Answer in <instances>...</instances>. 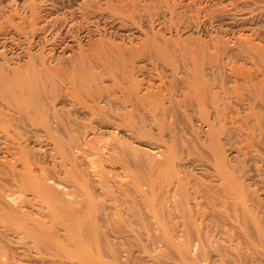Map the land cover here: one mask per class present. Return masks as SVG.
Masks as SVG:
<instances>
[{"label": "rangeland", "instance_id": "1", "mask_svg": "<svg viewBox=\"0 0 264 264\" xmlns=\"http://www.w3.org/2000/svg\"><path fill=\"white\" fill-rule=\"evenodd\" d=\"M82 58H84V62ZM31 65L33 68L30 67ZM23 72L26 73V77ZM41 72L43 73L41 74ZM0 73L4 76L7 75V78L4 79H9V82L11 80L16 81L17 76L15 75H18L20 78L17 77V81H14L15 84H19L18 90H27L28 88L38 96L36 97L38 98V106L40 105L38 112L42 114L38 116V122L42 121L43 117H47L43 114L47 115L49 113L51 115H48V117L51 118L47 117V120H51L53 112H55L66 127H71L75 131L74 134L80 139H77V145L80 142L82 144L84 139L87 140V144H92L91 140H95L92 139L94 136L99 139H97L99 142L96 141L98 144L101 141L100 139L104 142L119 139L126 145V149L125 145L123 146L124 152L130 156L125 155L123 160L112 165L116 171L110 169V173H112L111 175L114 173L117 177L120 176L116 177V181L122 182L124 180L128 185L129 181L132 180L133 182L130 183L133 184L126 188L123 186L117 189L118 184H115L116 187H113L115 194L113 193V196L117 195L115 196L116 200L109 199L111 196L101 197L102 200L99 199V196V200L96 196H93L92 201H87L86 208H83V211H87L90 209L89 207H93L92 209H95L96 212L102 210L103 214L101 212L100 214L91 212L95 216H90L88 215L90 213L87 214L86 211L83 214H81L82 212L77 214L78 218L81 217L80 219L84 216L83 220L86 217L87 219L98 220L95 224V220L93 222L88 219L93 224L91 229L87 228L88 231L89 229L95 230L97 231L95 236H98V239L95 240L96 237L91 234L92 231H90V234L88 233L91 238L95 237L93 239L95 244L84 242L88 248L92 250L93 246L94 248L99 247L97 246L98 242H96L99 240L100 245H106L107 252L105 246L103 247L104 250L100 246L103 252L108 253L109 248H113L111 250L113 253L110 251L111 253L107 255L111 254L113 257L115 255L117 258L126 253L124 252L126 249L129 253L132 249L131 255H128V252L126 253L131 256V259L126 258L129 261L128 264L133 261L135 263L132 264H148L149 262V264H155L158 260L160 263L164 262L163 264H264V0H0ZM12 76L14 77L12 78ZM91 79H94V83ZM129 90L138 91V102L141 101V97H147L148 93L150 97L154 96L151 99L149 96L145 99L141 98L145 105L137 102V106L128 108L129 112L127 110V113H125L126 110H122L121 113H124V116L126 114L127 122L121 121L118 130L114 128V125H110L109 128H103L99 131L97 127L98 118H95V122H90L91 109H96L97 112L104 109L101 113L115 111L118 103L115 107V103L107 101L110 106L105 100L113 96L112 98L118 97L122 101L126 96L124 93H130ZM99 91L102 92L99 93ZM88 93L89 95H87ZM109 94L112 96L108 97ZM96 95L97 97L102 96L104 99H101V102L100 100L93 101ZM97 102L102 106L100 110L97 108ZM89 109L90 111H88ZM129 114L130 117H128ZM83 124L85 126H81ZM86 125L87 128H85ZM134 125L143 126L141 137L134 134L137 136L136 138L132 135L133 132L130 130ZM116 133H119V135ZM38 136H42L41 139L38 138V143L29 141L28 149L32 155L41 160L48 172L53 171L54 168L51 166L53 162L49 156V153H51L49 151H52V145L48 142L50 140L44 132H39ZM119 141L117 140V142ZM122 143H120L121 147ZM87 144H82L83 147L79 144L81 148L77 146L78 149L76 148L75 152L81 153H77V162L79 163L78 160L82 159L83 161L80 160V164L82 166L88 164V167L91 163L90 159L93 158H91L92 154L89 153L91 145ZM87 146H89V149H87ZM170 148L172 151H170ZM7 152L0 146V169L3 168V172L0 170V173L5 175V178L0 179L1 207L7 208L5 209L7 211L12 202V204H15L16 200H25L23 205L28 206L23 207V210L27 213L32 212L27 214L30 215L27 216L28 218L31 217L30 222L41 221L50 227L47 223L51 221L53 223H50L51 226H54L53 228L56 230L58 227L55 226L56 222L48 217L46 218L49 220H46L43 216L45 212L48 215L50 211H46L50 209L47 205L41 204L39 209L38 203L40 205L41 202H38V200L36 201L38 203L35 204L34 200H30L36 199L33 196L32 198L31 196L24 198L22 195L23 198H20L22 194L18 192L20 187H17L18 184L15 183L10 170L13 168L12 164L14 163L18 165V168L15 166V169L20 170L19 162H15L13 155L10 153V156ZM80 156L81 158H79ZM92 156L96 159V155ZM155 156L156 158H154ZM170 157L172 158L170 159ZM156 159H158L157 163L159 164L155 166ZM219 159L220 161H218ZM124 160H127L125 164L123 163ZM7 162H11V164H7ZM126 163L128 164L127 167H130L129 169L124 166L127 165ZM168 164L172 166L170 165V167ZM149 165L155 166L154 169L153 166L148 168ZM221 165L236 179L235 185L242 190H240V194H243L241 196L244 198L242 200L245 208L236 206L237 210L232 211L231 209L228 211L229 216L226 218L225 213L222 216L221 213L213 212L210 208L209 210L204 207L203 211H206L207 215L205 213L203 217L201 215L197 217L199 214L197 207H195L196 199L192 194L196 190H203L201 188L212 190L213 187L219 184L220 172L218 170L221 169L219 168ZM7 166L9 167L7 168ZM109 167H111V164ZM107 171L109 172V170ZM165 171L171 172L172 176L179 177L180 179H178L185 183L183 185H185L186 190L188 189V195L192 193L190 195L193 198L189 196L191 199L188 201L187 206L183 205L190 217L186 215L187 213H184L183 207L179 208L184 211L182 213L181 210L174 209V204L171 206L174 198L178 196H175L173 191L176 185L174 183L178 181L174 180L176 178L174 176L175 178L171 179L173 181L172 189L168 188L169 193H167L168 195L165 194L167 192L165 186L167 185L161 184L164 180H160L162 176L167 175ZM37 174L39 176L40 172L38 171ZM168 175L170 177L171 174ZM168 175L165 176V180L169 178ZM141 178H143V182ZM160 181L162 182L160 183ZM153 182L158 183L160 186L158 184L154 185L158 187L151 185L154 187L152 189L150 184ZM164 183L166 182L164 181ZM142 185L145 188L144 190L147 188V195L143 193ZM139 187L140 190L142 188V193L146 198H143V194H139V197L135 194ZM97 188L96 186L95 189H91L93 195L96 194ZM124 190L129 193L130 199H126L127 194ZM158 190H161L160 192L169 198H163L165 195L159 196L157 194ZM172 191L174 193H171ZM11 192L18 194L12 195ZM138 192L140 193V191ZM170 193L174 195V198L169 195ZM17 195H19V198H16ZM28 195H31V193ZM123 196L125 200L130 202H123ZM236 196L235 198L239 200V203L240 199L238 195ZM131 199H134L135 202ZM153 199L159 202L158 204L162 208L164 204L166 205L165 210L159 207L162 216L165 218L160 220L159 225L162 221L163 227L167 225V230L169 225L170 232H168L169 230L165 232V228L163 230L156 225L158 222L155 217L159 208H156L157 210L152 208L153 205L157 204L152 201ZM32 202L36 206L30 205ZM103 202L111 210L106 209V206L103 207ZM150 202L153 205H149L152 206L149 208L148 203ZM97 204H101V206L94 208V205L97 206ZM126 206H129L130 211L133 209V212H135L125 213V211H128V208L125 210ZM114 207L116 212L119 213L117 218H113V216H116L115 214L112 215L115 213ZM136 207L140 214H138ZM110 211L111 216H109ZM39 213L42 214V217ZM49 214H51V211ZM104 214L108 216V219L107 217L100 218ZM183 214H185V217L181 216ZM243 214L246 217L249 216V218L245 217L246 221L243 219ZM122 215L129 216L128 220L123 218ZM34 216L36 218H33ZM131 216L133 219L135 218L134 220L144 221V226L133 219L130 220ZM110 217H112V220H109ZM193 217L197 218L194 220ZM189 218L195 221V223H192L193 220L191 222L195 224L193 227H190L191 223H189L190 225L187 223V226L184 224V221ZM198 218L200 219L197 220ZM223 219L227 220L223 222ZM113 220L115 222L119 220L120 222L118 221L116 224L120 223L121 225H116ZM165 220L167 222L168 220L172 221V224L166 222L164 224L163 221ZM102 221H104V224ZM106 221H110L107 224L108 226ZM126 222L129 223V227H126L128 226ZM111 223L115 225L114 229H111L113 227ZM57 224L60 225V223ZM232 224L234 225L232 226ZM118 225H120L119 228H125V231H128L129 234L127 232H124L125 235L122 234L124 230L121 229L120 231ZM60 227L62 228V225L57 228V231L62 232L63 230L59 229ZM133 227H135V230L137 228L134 233ZM101 230H106L107 233L105 231V234H102ZM60 232H58L57 240L59 242L62 238L61 241L63 242H59L60 246L69 245L67 246L68 249L64 247L65 254L69 252L70 255H74L73 253H75V257L77 252L78 254L82 252L81 254L85 255L87 249H74V245H72L73 239L74 241L77 240L74 236L75 232H73L72 237L70 236L69 241L62 236L65 234V237H69L71 230L69 229L68 233L63 231V235ZM139 232H141L140 235ZM118 233L122 234L120 237L124 236L123 242H120L129 241L130 244L128 241L125 242L126 245L128 243V246L125 245L126 249L123 248L122 243L119 244L121 238ZM112 234L118 235V237L115 235V238H119V243L111 239L114 238ZM126 234H128L127 237ZM131 234L137 235L138 240L141 239L142 241H138L137 238L134 239ZM108 235L110 237L106 239ZM16 238L17 236L13 233L4 237V240L3 237H0V264H56L57 261L58 264H101V262L102 264H104L103 262L114 264L113 262H119L116 257L117 260H109L112 257L110 255L107 256L108 258H103V256H106L105 252L101 253L103 255L100 257L101 249H99L98 255L96 254L97 250L96 252H93L95 249L89 250L91 256L87 250L89 257L84 256L85 259H83L81 255V259L79 258L80 255H77L79 260L68 255V253L65 256L68 255L67 257L72 258H66L63 254V257H58L60 256L58 255L59 252L56 255L57 258H54L55 254H52L53 257L51 258L49 253L42 252L45 255L49 254L50 256H46L51 258L47 259L44 254H41L44 255L42 258L45 257L42 260L41 255H38L40 253H38L37 241L34 244L35 246L32 247V241L22 240L27 242L25 244L20 239H18L20 241H17ZM84 238L82 237L81 241L89 240V238ZM101 238L104 240L102 241ZM105 239L110 240V242L106 243ZM185 239L188 243L185 242ZM183 244L188 245L187 249H189L186 251L192 252L190 253L191 259L189 257L187 260V255L184 252H181L182 255L180 256V246ZM116 245H120L122 248ZM55 246L57 247V245ZM117 247L121 252L118 251ZM183 249H186V247H182ZM203 250L209 252V254L206 253V257ZM115 251L116 253H114ZM119 253L120 255H117ZM200 253L203 255L202 258L199 256ZM126 254L121 257L119 264L123 262V257ZM192 257L195 260L194 262ZM219 257L224 262L219 260L221 259ZM65 258L68 260H65ZM199 260H201L200 263ZM124 261L126 262V260Z\"/></svg>", "mask_w": 264, "mask_h": 264}, {"label": "bare ground", "instance_id": "2", "mask_svg": "<svg viewBox=\"0 0 264 264\" xmlns=\"http://www.w3.org/2000/svg\"><path fill=\"white\" fill-rule=\"evenodd\" d=\"M28 25V24H27ZM36 28H37V26H36ZM31 31V30H30ZM31 36V35H30ZM27 37V36H26ZM29 44V43H28ZM93 53V52H92ZM30 54V53H29ZM96 54V53H95ZM108 54V53H107ZM83 55V54H82ZM116 55V54H115ZM4 57V56H3ZM28 58H30V57H28ZM40 59V58H39ZM97 59V58H96ZM93 60V59H92ZM76 61V60H75ZM82 61L84 62V58H82ZM49 62V61H48ZM194 63V62H193ZM192 63V64H193ZM24 64V63H23ZM50 65V64H49ZM76 65V64H75ZM88 65V64H87ZM37 66V65H36ZM35 66V67H36ZM79 66V65H78ZM21 67V66H20ZM30 67H32V65L30 66ZM29 67V68H30ZM38 67V66H37ZM69 67V66H68ZM71 67V66H70ZM73 67V66H72ZM6 68H8V67H6ZM29 68H26V69H29ZM33 68V67H32ZM16 69V68H15ZM14 69V70H15ZM19 69V68H18ZM25 69V68H24ZM14 70H13V72H14ZM73 70V69H72ZM7 71H8V69H7ZM16 71V70H15ZM27 71V70H26ZM30 71V70H29ZM36 71V70H35ZM43 71V70H42ZM46 71V70H45ZM60 71V70H59ZM71 71V70H70ZM80 71V70H79ZM82 71H83V69H82ZM12 72V71H11ZM3 73V72H2ZM2 73H0V140H1V145L0 146H2V148L4 149V151H8L7 153L10 155V153L13 155L12 157L13 158H15L14 160H15V162H19L18 164H19V167H20V170H17V169H15V166H16V168H18L17 166V164L15 165V163L14 164H12L13 165V168L12 169H10L11 170V174H12V176H13V179H14V181H15V183L16 184H18L17 185V187L19 186L20 187V189H19V191L18 192H21L20 194H21V196H20V198L22 197V195H23V197L25 198V197H29V196H31V198H32V196L34 197V198H36V199H30L31 201L32 200H34L35 202L36 201H38V202H41L40 203V205H39V203L38 202H34L35 204H37L38 203V207L39 206H41V204H43V205H47L48 206V208H50V209H47L46 211H51V214H49V212H48V215H47V212H45L44 214L42 213V210H41V213L43 214V216L46 218V217H48L50 220L52 219V221H54V222H56V227L58 226H61L62 225V228L60 227L59 229H62L63 231H64V233L66 232V233H68V230L70 229L71 230V232H69L71 235H69V237L67 236V237H65L63 234H62V232H60V231H57V228H56V230L53 228L54 226H51L53 223L50 221V223H52V224H50L49 223V221H48V223H47V225H50V227H48V226H46L45 225V223L44 222H41V221H37L36 222V220L35 221H31L30 222V219H31V217L30 218H28L29 216L27 215V214H31L32 212H30V213H27V212H24V210H23V207H25L24 205H23V203L25 202V200H21V201H18V200H16L15 201V204H12L11 203V205H9L8 207H9V209L6 211L5 209H7V208H2L1 207V205H0V237H3V240H4V237H7L10 233H13L15 236H17V238H16V240L17 241H27L28 242V240H30V241H32V244H31V246L33 247V246H35L34 244H36L37 242H38V244H37V246H38V253H40V254H38V255H41V254H44V253H42V252H45V253H49L48 255L52 258L53 257V255L55 254V256H54V258H57V253H58V255H60V256H58V257H63V255L65 256L67 253H68V255H70L69 254V252H67L66 254H65V248L64 247H67V246H69V245H67V246H63V247H61L60 246V244H59V242H63V241H61L62 240V238H61V240H59V242L57 241L58 240V232H60L62 235V237H64L66 240H68L69 241V238H70V236L72 237V234H73V232H75L74 233V236L76 237V241H74V239H73V242H72V240H70L71 242H72V245H74V249H77V248H80V249H82V248H84V250H91L90 248H88L87 246H86V243L84 244V242H88V244H95V240L96 239H98V236H95V234L97 233V231H95V230H90L91 229V227L93 226V224L90 222V220H88V219H91L92 220V218H88L87 219V217L85 218V220H83V218H84V216H83V218L82 219H80V218H78V212H82L81 214H83V212L84 211H86V210H84L83 211V208H86V206H85V204L87 203V201L89 202L90 200L92 201V199H93V196H96L97 197V199H98V196H99V199L101 198V197H108V196H111L109 199H113V200H116L115 198V196H117V195H115V196H113V193L115 192V187H116V185H117V187H116V189L119 187V188H121V187H123L124 186V188H126L127 186H129L130 184H133V183H130V182H133L132 180H130L129 181V183H128V185L125 183V181L124 180H122V182H119V181H116V179L118 178V177H120V176H115L114 175V173H113V175H111L112 173H110V169H114V167L112 166V165H115V163L116 162H119V161H121V160H123L124 159V156L125 155H128V154H125V152H124V149H123V146L125 145L124 143H122L123 141H119V139H117L119 142H117V140H115V141H102V139H100L101 141H100V143L98 144L97 142H99V141H97V137L96 136H94V138H92V139H95V140H91V143L92 144H87V140H85L84 139V141H82L83 143V145L84 144H87V145H89L90 146V149L88 148L89 146H87V149H89V153L90 154H92V155H96V159H94V157L91 155V158H93V159H90V161H91V163H90V166H88L87 167V165H86V163H84L86 166H82L81 164H80V160H82V159H80V160H78L79 161V163L77 162V153L78 154H81L80 152H78L77 151V153L75 152V149L77 148L78 149V147L77 146H79V144H80V146L82 145L81 144V142L77 145L76 143H78V141H77V139H79V138H77L76 137V135L74 134V132L75 131H73V129L71 128V127H66L65 126V124L64 123H62V121H61V119H59V117L56 115V113L55 112H53V115H52V119L51 120H47V117H48V115L50 116L51 114L49 113V114H43L44 116H47V117H43V120L42 121H40V122H38V116H40V115H42L41 113H39L38 112V107L40 106H38V98H36V97H38L36 94H34L33 92H31L27 87V90L26 89H22V90H18V85L19 84H15L14 83V81L13 80H11L10 82H9V79L7 80V79H4V78H7L6 76H4ZM14 73H16V72H14ZM33 73V72H32ZM43 72H41V74H42ZM82 73V72H81ZM17 74H18V70H17ZM20 74H22V73H20ZM23 74H24V76L26 77V73H24L23 72ZM28 74H29V72H28ZM40 74V75H41ZM44 74H45V72H44ZM190 74V73H189ZM15 75V74H14ZM39 75V76H40ZM54 75H56V74H54ZM72 75V74H71ZM84 75V74H83ZM15 76H17L18 77V75H15ZM29 76H31V75H29ZM77 76V75H76ZM86 76H87V74H86ZM14 76H12V78H13ZM17 77H16V81H17ZM37 77H38V75H37ZM84 77V76H83ZM83 77H81V78H83ZM193 77V76H192ZM11 78V79H12ZM18 78H20V77H18ZM22 78V77H21ZM24 78V77H23ZM30 78V77H29ZM72 78V77H71ZM78 78V77H77ZM88 78V77H87ZM87 78H86V80H87ZM37 78H36V76H35V80H36ZM67 79V78H66ZM20 80V79H19ZM55 80V79H54ZM79 80V79H78ZM91 80H93V83H94V79H91ZM90 80V81H91ZM15 81V82H16ZM26 81H27V79H26ZM32 81H34L33 79H32ZM80 81V80H79ZM194 81V80H193ZM28 82H29V80H28ZM36 82V81H35ZM82 83H83V81H81ZM92 82V81H91ZM12 83H14V84H12ZM17 83H19V82H17ZM26 83V82H25ZM39 83V82H38ZM23 85V84H22ZM37 85V84H36ZM80 85V84H79ZM81 87V86H80ZM91 87V86H90ZM129 87V86H128ZM131 87V86H130ZM82 88V87H81ZM33 89V88H32ZM70 89V88H69ZM130 89V88H129ZM83 90V89H82ZM93 90V89H92ZM167 90V89H166ZM30 91V92H29ZM130 91V90H129ZM27 92H29V93H27ZM88 92V91H87ZM91 92H93V91H91ZM102 92V91H101ZM100 91H99V93H101ZM126 92V91H125ZM137 92L138 91H136V90H131L130 91V93L129 92H126V93H124V95H126L123 99H122V101H121V98H118V99H120V101H118V99L115 97V98H112L113 96L112 95H108V97H111V98H107V100H105V102H107V101H109L110 103L112 102V103H115L114 104V106L116 105V103H118V106L116 107V112L115 111H108V113L105 111V113H101V112H103L104 111V109L102 110L101 108H102V106L101 105H99L98 104V102L96 103V105L98 104V106H101V107H98L97 106V108H99V110H100V112H97L98 110H96V109H91V112H90V114L89 115H91L89 118L91 119V121L90 122H95V118H98V122H97V127H98V130L100 131V130H102L103 128L105 129H107V127L109 128V126L110 125H114L115 127V129L116 130H118L119 129V127H120V123H121V121H125V122H127L126 121V114H125V116H124V113L122 114L121 112H123V111H125V113H127V110H128V112H129V109H130V107H134V106H137V102H138V94H137ZM191 93V92H190ZM94 94V93H93ZM36 95V96H35ZM87 95H89V93L87 94ZM91 95V94H90ZM150 94L148 93V96H149ZM152 95V94H151ZM67 96V95H66ZM80 96V95H79ZM92 96V95H91ZM107 96V95H106ZM142 96V95H141ZM147 96V97H148ZM152 96H154V95H152ZM152 96L150 97L149 96V98L151 99L152 98ZM169 96V95H168ZM81 97V96H80ZM147 97H145V98H147ZM77 98V97H76ZM141 98H144V97H141ZM140 98V100L141 101H139V102H141V105H145V103L144 102H142V99ZM144 98V99H145ZM91 99H92V97H91ZM90 99V100H91ZM101 99H104V98H102V96H98L97 97V95H96V98L94 99L93 98V101L94 100H100V102H101ZM42 100V99H41ZM81 100V99H80ZM77 101V100H76ZM172 101V100H171ZM109 102H107L109 105H110V103ZM138 102V103H139ZM180 102V101H179ZM80 103V102H79ZM78 103V104H79ZM95 103V102H94ZM143 103V104H142ZM156 103V102H155ZM89 104V103H88ZM140 104V103H139ZM44 105V104H43ZM113 105V104H112ZM140 105V106H141ZM88 106V105H87ZM111 106V105H110ZM93 107V106H92ZM142 107V106H141ZM145 107V106H144ZM43 108V107H42ZM78 108V107H77ZM111 108V107H110ZM129 108V109H128ZM44 109V108H43ZM118 109H120L121 111H119ZM123 110V111H122ZM135 110V109H134ZM88 111H90V109L88 110ZM165 111V110H164ZM114 112V113H113ZM120 112V113H119ZM144 112V111H143ZM166 112V111H165ZM46 113H48L47 111H46ZM131 114V113H130ZM130 114L128 115V117H130ZM96 115H98V116H96ZM41 117V118H42ZM46 118V119H45ZM49 118V117H48ZM51 118V117H50ZM49 118V119H50ZM89 119V120H90ZM127 119H130V118H127ZM157 121V120H156ZM163 121V120H162ZM131 122V121H130ZM159 122V121H158ZM134 123H135V120H134ZM70 124V123H69ZM93 124V123H92ZM128 124V123H127ZM126 124V125H127ZM137 124H139V123H137ZM129 125V124H128ZM160 125V124H159ZM162 125V124H161ZM70 126H72V125H70ZM80 126V125H79ZM81 126H85L84 124L83 125H81ZM91 127V126H90ZM94 127V126H93ZM142 125H134V127H131V132H133V136H136V135H139L138 137H141L140 135H141V132L143 131V129H142ZM146 127V126H145ZM144 127V128H145ZM81 128V127H80ZM85 128H87V125H86V127ZM92 128V127H91ZM152 128V127H151ZM160 128V127H159ZM162 128V127H161ZM160 128V129H161ZM93 129V128H92ZM146 129V128H145ZM170 129V128H169ZM114 130V129H113ZM164 130V129H163ZM94 131V130H93ZM98 131V132H99ZM115 131V130H114ZM39 132H44L46 135H47V137L49 138V140L50 141H48V142H50V144L52 145L51 147H52V151H49V152H51V153H49L50 155V157H51V159H52V162H53V165H51L52 166V168H54V170L53 171H49L48 172V169L45 167V166H43V164H42V162H41V160H38V158H36L34 155H32V153L30 152V150L28 149L29 147H28V142L29 141H32L33 143L35 142V143H38V141H39V139L38 138H40L41 139V137H39L38 136V133ZM150 132V131H149ZM87 133V132H86ZM94 134H95V132H93ZM113 133V132H112ZM171 133V132H170ZM84 134V133H83ZM103 134V133H102ZM114 134V133H113ZM117 134V133H116ZM134 134H136V135H134ZM96 135V134H95ZM117 135H119V133L117 134ZM160 135H161V133H160ZM157 136V135H156ZM96 137V138H95ZM99 137H100V135H99ZM159 137H161V136H159ZM86 138V137H85ZM136 138H137V136H136ZM135 138V139H136ZM113 139H115V138H113ZM139 139V138H138ZM141 139V138H140ZM160 139V138H159ZM217 139V138H216ZM80 140V139H79ZM81 140H83V139H81ZM99 140V139H98ZM47 141V140H46ZM86 141V142H85ZM97 141V142H96ZM85 142V143H84ZM102 142V143H101ZM120 143H122V147L120 146ZM168 143V142H167ZM172 143V142H171ZM175 144V143H174ZM41 145V144H40ZM49 145V144H48ZM79 146V148H81V147H83V146H81L80 147ZM176 147V146H175ZM49 148H50V146H49ZM127 147H126V145H125V149H126ZM131 148V147H130ZM169 148V147H168ZM31 149V148H30ZM76 149V150H77ZM86 149V150H87ZM177 149V148H176ZM213 149V148H212ZM174 150V149H173ZM126 151V150H125ZM170 151H172L171 150V148H170ZM130 152H131V150H130ZM126 153H128V152H126ZM132 153V152H131ZM130 153V154H131ZM44 154H46V153H44ZM35 155H37L36 153H35ZM11 156V155H10ZM130 155H128V157H129ZM133 156V155H132ZM131 156V157H132ZM49 157V158H50ZM84 157L87 159V157H86V155H84ZM146 157V156H145ZM175 157V156H174ZM79 158H81V156L79 157ZM90 158V156L88 157V159ZM154 158H156V156L154 157ZM172 157H170V159H171ZM219 158H220V156H219ZM84 159V158H83ZM162 159V158H161ZM43 161H44V158L42 159ZM83 161V160H82ZM127 161V160H126ZM125 160H124V164H125V162H126ZM134 161V160H133ZM141 161H142V159H141ZM157 161H158V159H156L155 160V166H156V164L158 165L159 163H157ZM169 161H172V160H169ZM218 161H220V159L218 160ZM222 161V160H221ZM46 162V161H45ZM160 162V161H159ZM168 162V161H167ZM174 162V161H173ZM10 164H11V162H9ZM8 162H7V164H9ZM166 163V162H165ZM220 163V162H219ZM51 164V163H50ZM83 164V165H84ZM111 164V167H109V165ZM127 164V163H126ZM131 164V163H130ZM163 164V163H162ZM171 164H172V162H171ZM170 164V165H171ZM39 165V166H38ZM169 165V164H168ZM169 165V166H170ZM220 165V164H219ZM11 166V165H10ZM48 166V165H47ZM117 166V165H116ZM124 166H128V164L127 165H124ZM130 166V165H129ZM139 166V165H138ZM153 166V165H152ZM152 166H147L148 168L150 167H152ZM155 166H153V169H154V167ZM172 166V165H171ZM170 166V167H171ZM213 166V165H212ZM3 167H5V166H3ZM9 166H7V168H8ZM85 167V168H84ZM87 167V168H86ZM125 167V168H126ZM132 167V166H131ZM158 167H160V166H158ZM158 167H157V169H158ZM169 167V168H170ZM223 166L221 165L219 168H221V169H217L219 172V178H220V180H219V184H217L215 187H213L212 188V190L211 189H207V188H201V189H203V190H196V191H194V193L192 194V193H190V194H192L193 196H194V199H196V206L195 207H197L196 209H198V216L197 217H200V215H201V217H203V215L206 213V211L204 212L203 211V208L205 207L206 209H211V211H213V212H215V211H217V213H221L222 214V216H224V213L226 214V218H228V211H230L231 209H232V211H234L235 209H236V206L237 207H244L245 208V206H244V202H243V200H242V196L241 195H243V194H240V192L242 191L241 189H240V187L238 186H236L235 184H236V182H235V178H234V176L229 172L228 173V171L223 167ZM130 168V167H129ZM128 167H127V169H129ZM21 169H22V171H21ZM145 169V168H144ZM161 169V168H160ZM166 169V168H165ZM170 169H172V168H170ZM1 170V169H0ZM107 170H109V172L107 171ZM115 171H116V169H114ZM143 170V169H142ZM156 170V169H155ZM216 170V171H217ZM38 171L40 172V174H39V176H38ZM112 171V170H111ZM1 172H3V168H2V170H1ZM4 172H6V171H4ZM118 172V171H117ZM156 172V171H155ZM166 172V171H165ZM147 173V172H146ZM151 173V172H150ZM167 173V175L168 174H171L170 175V177H169V175H168V177L170 178H168V179H166L165 180V176H167V175H165V176H162L161 177V179L160 180H164L166 183H164V181L162 182V181H160V183L161 184H166L167 186H165L166 188H167V192H165V194H167V193H169L168 192V188H171L172 186H173V177L175 176H172V173L170 172V173H168V172H166ZM140 174H141V172H140ZM2 175H4V174H1L0 173V179L1 178H5V175L4 176H2ZM136 175V174H135ZM139 175V174H138ZM147 175V174H146ZM150 175V174H149ZM155 175V174H154ZM240 175V174H239ZM2 176V177H1ZM142 176V175H141ZM117 177V178H116ZM137 177V176H136ZM158 177V176H157ZM176 177V176H175ZM174 177V178H175ZM138 178V177H137ZM147 178H148V176H147ZM149 178H150V176H149ZM153 178V177H152ZM179 178V177H178ZM177 177L174 179V180H177L178 182H176V183H174V185L176 186V188H175V186H174V188H175V190H174V188H173V191L175 192V196L176 195H178V196H176L175 198H174V195H171V193H174L173 191L169 194V195H171L173 198H174V200H173V202H172V204H171V206L174 204V209L176 210V209H178V210H181V209H179V208H182L183 207V205H186L187 206V204H188V201H190V199H191V197L193 198V196L192 195H188V193H187V190H186V187H185V185H183V183L178 179ZM142 179V182H143V178H141ZM172 179V180H171ZM239 179V178H238ZM4 180V179H3ZM119 180V179H118ZM152 180V179H151ZM158 180V179H157ZM167 180H169V182H167ZM10 182L12 181V180H9ZM124 181V182H123ZM113 182V183H112ZM149 182V181H148ZM154 182H156L155 180H154ZM151 183L150 184V186L152 185V186H154V185H157V184H155V183ZM158 182V181H157ZM172 182V183H171ZM145 183V182H144ZM144 183H143V185H144ZM200 183V182H199ZM202 183V182H201ZM205 183V182H204ZM116 184V185H115ZM125 184V185H124ZM148 185H149V183H147ZM185 184V183H184ZM238 184V183H237ZM135 185V184H134ZM143 185H142V188H143V190L145 189L144 187H143ZM159 185V184H158ZM211 185V184H210ZM13 186H15L14 184H13ZM98 187L97 189H96V194L95 195H93L92 194V191H91V189H95V187ZM138 186V185H137ZM151 186V188L152 189H154V187H158V186H154V187H152ZM160 186V185H159ZM163 186V185H162ZM114 187V188H113ZM149 187V186H148ZM164 187V186H163ZM13 188H15V187H13ZM129 188V187H128ZM127 188V191L131 188H129L128 189ZM142 188H141V190H140V187H139V190H137V192H135V194L138 196L139 194H146V190H147V188H146V190H142ZM166 188H163V189H166ZM199 188V187H198ZM197 188V189H198ZM136 189H138L137 187H136ZM150 189V188H149ZM172 189V188H171ZM162 190V189H161ZM161 190H158V192H160ZM241 190V191H240ZM125 191V190H124ZM138 191H140V193L138 192ZM142 191H143V193H142ZM169 191H171L170 189H169ZM28 192H30L31 193V195H28V194H30V193H28ZM157 192V194H159V196L160 195H165V194H163V193H158ZM162 192H164V190H162ZM12 193V192H11ZM10 193V194H11ZM28 193V194H27ZM138 193V194H137ZM244 193V192H243ZM9 194V195H10ZM13 194H18V193H12V195ZM19 194V195H20ZM115 194V193H114ZM125 194H127L126 196L127 197H129V198H127L126 197V199H130V197L131 196H129V193H127L126 191H125ZM143 194V195H144ZM1 195H3V194H1ZM19 195H17V197L16 198H19L18 196ZM147 195V194H146ZM168 195V194H167ZM236 195H238V198L240 199V202L238 203V199L237 198H235V197H237ZM80 196H81V198H80ZM145 196V195H144ZM143 196V198H146V196L144 197ZM189 196H191V197H189ZM22 197V198H23ZM37 197H38V199H37ZM139 197V196H138ZM152 197H153V195H152ZM167 198L168 196H164L163 198ZM180 197V198H179ZM246 197V196H245ZM103 198H101V200L103 199ZM125 197L123 196V199H124ZM149 198V197H148ZM147 198V199H148ZM169 198V197H168ZM167 198V199H168ZM172 198V199H173ZM98 199V200H99ZM118 199V198H117ZM122 199V200H123ZM150 199V198H149ZM152 199V198H151ZM166 199V200H167ZM197 199H199L198 201H197ZM201 199V200H200ZM202 199H204V200H202ZM237 199V200H236ZM244 199V198H243ZM119 200V199H118ZM138 200V199H137ZM30 201V202H31ZM124 201H126V203H128V201L127 200H123V202ZM131 201H133V202H135L134 201V199L132 200L131 199ZM153 202H155V203H159V202H156V201H154V199L152 200ZM151 201V202H152ZM93 202H94V200H93ZM100 202V201H99ZM130 202V201H129ZM148 203V206L149 205H153L152 203ZM195 203V202H194ZM31 204H33V202L32 203H30V205ZM35 204H33V205H35ZM103 204H104V202H103ZM155 204V205H153L154 207H152V206H149V208L150 207H152L153 209H158L159 207H161L160 206V204ZM100 206H101V204H99ZM98 204H97V206L96 205H94V208L95 207H97L98 208V206H99ZM126 205V204H125ZM138 205V204H137ZM162 206H163V204H161ZM28 206V205H27ZM26 206V207H27ZM36 206V205H35ZM87 206H89V205H87ZM103 207H105L106 205L104 204V205H102ZM158 206V207H157ZM165 204H164V207L162 208L161 207V209L163 210L164 208H165ZM168 206V205H167ZM191 206H192V204H191ZM108 206H106V209H109V208H107ZM129 206H126V208H125V210L128 208ZM169 207V206H168ZM29 208V207H28ZM28 208L26 209L27 211H28ZM37 208V207H36ZM41 208H43V207H41ZM90 209H88L86 212H87V214L88 213H90V214H88V215H90V216H95V214H91V212H96V210L95 209H92L91 207H89ZM96 208V209H97ZM100 208V207H99ZM102 208V207H101ZM134 208V207H133ZM167 208V207H166ZM165 208V209H166ZM243 208V209H244ZM25 209V208H24ZM39 209H40V207H39ZM105 209V210H106ZM116 208L114 207V210H115ZM136 209H137V212H138V214H140L139 213V211H138V208L136 207ZM135 209V210H136ZM156 209V210H157ZM160 208L157 210L158 211V213H157V216L155 217L156 219H157V226H158V228H161V229H163L164 230V228H165V232H167L168 230H169V225H168V230H167V225L165 226V227H163L164 225L162 224V221H161V225H159V223H160V220H162V219H165L163 216H162V211L160 212V210H161ZM164 209V210H165ZM189 209L190 210H192L190 207H189ZM209 209V210H210ZM31 210V209H30ZM29 210V211H30ZM90 210V211H89ZM95 210V211H94ZM99 210V209H98ZM109 210H111V209H109ZM114 210H113V212H114ZM128 211H125V213H127V214H129V211H130V208H128L127 209ZM182 210H186V209H184V207L182 208ZM181 210V211H182ZM237 210V209H236ZM238 210H242V209H238ZM45 211V210H44ZM89 211V212H88ZM102 210H100V212H101ZM168 211V210H167ZM171 211V210H170ZM184 211H182V213L184 212ZM187 211V210H186ZM184 212V213H187L186 215L187 216H189L190 214L188 213V212ZM195 211V210H194ZM208 211V210H207ZM100 212H96V213H99L100 214ZM104 212V211H103ZM112 212V213H113ZM119 212H120V210H119ZM123 212V211H122ZM121 212V213H122ZM131 212H133V209H131V211H130V213ZM135 212V211H134ZM133 212V213H134ZM164 212V211H163ZM197 212V211H196ZM209 212V211H208ZM242 212V211H241ZM26 213V215L24 216V214ZM41 213H39L40 214V216L42 215ZM102 213V212H101ZM109 213V212H108ZM191 213H192V211H191ZM195 213V212H194ZM193 213V214H194ZM34 214V213H33ZM32 214V215H33ZM103 214V213H102ZM102 214H101V216H102ZM107 214V213H106ZM110 214V215H109ZM108 215L109 216H111V211H110V213H109ZM116 215V216H113V218H117L118 216L117 215H119V213L118 212H116V210H115V213H113L112 215ZM124 214V213H123ZM166 214V213H165ZM170 214V213H169ZM189 214V215H188ZM193 214H192V216H193ZM211 214V213H210ZM209 214V215H210ZM213 214V213H212ZM232 214V213H231ZM35 215H37V214H35ZM85 215V214H84ZM121 215V214H120ZM131 215H133V214H131ZM206 215H207V213H206ZM213 215H217V214H213ZM237 215V214H236ZM235 215V216H236ZM28 216V217H27ZM123 216V218H127V220H128V218H129V216L127 217H125L124 215H122ZM141 216V215H140ZM181 216H183V217H185V214H183V215H181ZM194 216H196L195 214H194ZM212 216V215H211ZM219 216H221V215H219ZM222 216H221V218H222ZM243 216H244V214H243ZM251 216V215H250ZM27 219H26V218ZM38 218H39V215L37 216ZM42 217V216H41ZM40 217V218H41ZM100 217V216H99ZM106 218L107 217V219H108V216H106L105 214H104V216L103 217H100L101 219L102 218ZM120 217V216H119ZM190 217V216H189ZM197 217H193L194 218V220L197 218ZM207 217V216H206ZM210 217V216H209ZM245 217L246 216H244V221H246V219H245ZM33 218H36L35 216L33 217ZM111 219H109V220H112V217H110ZM235 218V217H234ZM246 218H249V216L247 215V217ZM49 219H47L46 218V220H49ZM87 219V220H86ZM97 219H99V218H97ZM101 219H99V220H101ZM131 219H133L132 218V216H131V218H130V220ZM135 219V218H134ZM133 219V220H134ZM139 219V218H138ZM143 219V218H142ZM200 218H198L197 220H199ZM204 219V218H203ZM202 219V220H203ZM45 220V219H44ZM94 220H95V222H94ZM104 220V219H103ZM124 220H126V219H124ZM126 220V221H127ZM132 220V221H133ZM192 218H189L188 220H185L183 223L187 226L189 223H191L192 222ZM193 220V221H194ZM196 220V221H197ZM209 220V219H208ZM211 220H212V218H211ZM225 220H227V219H225ZM225 220L223 219V222H225ZM87 221V222H86ZM95 224H97L96 222L98 221V220H96V219H93L92 220ZM119 220H117L116 222H118ZM134 221H137V220H134ZM156 221V220H155ZM188 221H190V222H188ZM219 221H220V219H219ZM236 221H238V220H236ZM240 221V220H239ZM252 221V220H251ZM86 222V223H85ZM90 222V223H89ZM103 222V224H104V221H102ZM107 222V221H106ZM105 222V223H106ZM110 221H108L107 223H106V225L109 223ZM112 222V221H111ZM113 222H115L114 220H113ZM116 222H115V224H116ZM120 222V221H119ZM121 222H123L122 220H121ZM125 222V221H124ZM131 222V221H130ZM137 222H139L138 224H140L141 223V225L142 226H144V224H143V222L142 221H137ZM165 222L166 223H170V225L172 224V221H169L168 220V222H167V220H165V221H163V223L165 224ZM222 222V223H223ZM227 222V221H226ZM230 222H232V221H230ZM248 222V221H247ZM57 223H60V225L59 224H57ZM174 223V222H173ZM188 223V224H187ZM192 223H195V221L194 222H192ZM191 223V224H192ZM237 223H239V222H237ZM244 223V225H245V222H243ZM253 223L255 224V222L253 221ZM257 223V222H256ZM85 224H86V226H85ZM98 224H100L101 225V223L100 222H98ZM113 223H111V226H113V227H111V229H114V227H115V225H112ZM117 224H120V223H117ZM116 224V225H117ZM126 224H128V226H126V227H129V223H127L126 222ZM175 224V223H174ZM184 224H182V225H184ZM235 224V223H234ZM234 224H232V226L234 225ZM88 225H90L89 227H87ZM121 225V224H120ZM120 225H118V228H119V226ZM125 225V224H124ZM133 225V224H132ZM135 225V224H134ZM184 225V226H185ZM190 225V224H189ZM193 225H195V224H192V225H190V227L192 226L193 227ZM220 225V224H219ZM243 225V226H244ZM108 226V225H107ZM160 226H162V227H160ZM185 226V227H186ZM241 226V225H240ZM245 226H247V225H245ZM259 226V225H258ZM87 228H90L89 229V231H88V229ZM94 228H100V227H94ZM170 228H171V226H170ZM198 228V227H197ZM58 229V230H59ZM121 229H123V228H119V230L121 231ZM187 229H189V228H187ZM74 230V231H73ZM100 230V229H99ZM124 230V231H123ZM122 231V234H124V232H127L128 233V231H125V228L123 229ZM132 230V229H131ZM134 230H135V227H133V233H134ZM167 230V231H166ZM90 231H92V233L90 232ZM93 231H94V233H93ZM106 231V230H105ZM105 231H103V230H101V232H102V234L104 233L105 234ZM110 231V230H109ZM137 231V228H136V230H135V232ZM171 230H169L168 232H170ZM196 231H198L197 229H196ZM255 231H256V229H255ZM59 233V234H60ZM91 233V234H93V236H95V237H93V238H91L90 236H89V234ZM106 233H107V231H106ZM114 233V232H113ZM140 233L141 232H139V235H140ZM163 234H164V231L162 232ZM161 233V234H162ZM119 234V237H120V235H122V234H120V233H118ZM129 234V233H128ZM128 234H126V237L128 236ZM137 234H138V232H137ZM196 234H198L197 232H196ZM243 234V233H242ZM107 235V234H106ZM110 235V234H109ZM105 236L106 237V239L108 238V237H110V236ZM113 235V234H112ZM115 235H117V234H114L113 235V237L115 238ZM125 235V234H124ZM131 235H133V234H131ZM167 235H169L168 233H167ZM199 235V234H198ZM93 240L94 238H95V240H91L89 237ZM136 236V237H135ZM133 235V238L134 239H136L137 238V235ZM206 236V235H205ZM252 236V235H251ZM13 237V236H12ZM83 237V239H85L84 237H86V239H88L89 238V240H85V241H81L82 238ZM112 237V236H111ZM117 237H118V235H117ZM123 237V238H122ZM122 237H120L121 238V240H119V242L120 241H122V239H124V236H122ZM163 237V236H162ZM189 237V236H188ZM246 237V236H245ZM261 237V236H260ZM14 238V237H13ZM63 238V239H64ZM74 238V237H73ZM114 238H111L112 240H116V242L117 243H119L118 242V239H114ZM130 238H131V236H130ZM139 238V237H138ZM138 238H137V240H138ZM167 238H168V236H167ZM187 238V237H186ZM197 238V237H196ZM18 239H20V240H18ZM102 239V238H101ZM105 239V241H106V243L109 241L110 242V240H106ZM110 239V238H109ZM127 239V238H126ZM188 239V238H187ZM187 239H185V242H187L188 243V241H187ZM189 239H190V237H189ZM193 239V238H192ZM11 240H13V239H11ZM104 239H102V241H103ZM136 240V241H137ZM140 240V242L142 241L141 239H139ZM138 240V241H139ZM5 241H6V239H5ZM8 241V240H7ZM22 241V242H23ZM37 241V242H36ZM104 241V242H105ZM128 240H125V242H127ZM137 241V242H138ZM183 241V240H182ZM180 242L181 244L184 242ZM198 241V240H197ZM27 242H23V243H27ZM90 242V243H89ZM96 242H98L97 243V246H99V247H97V248H94V246H93V249H95V250H93V252H96V250H97V252H96V254L98 255V253L100 252V250L99 249H101L100 248V246H102V249H103V247L105 248V251H106V245L104 244V246L103 245H100L101 243H99L100 241L98 240V241H96ZM112 242V241H111ZM115 242V243H116ZM123 242V241H122ZM122 242H120L119 244H121ZM122 243V245L124 246L123 248H125L126 249V246H128V243H129V241H128V243H127V245H126V243ZM132 242H133V240H132ZM173 242H175V241H173ZM185 242H184V244H185ZM30 243V242H29ZM63 244V243H62ZM65 244V243H64ZM69 244V243H68ZM112 244V243H111ZM113 244H114V242H113ZM130 244V243H129ZM183 244V245H184ZM30 245V244H29ZM55 245H57V247L55 246ZM126 245V246H125ZM131 245H132V243H131ZM152 245V244H151ZM162 245V244H161ZM181 245L180 246V248H181V250H182V247H186V249H183L182 251L180 250V253L181 252H184V254H186L187 255V257H186V259L188 260V258L190 257V253H192V252H189V251H186V250H188L187 249V247H188V245ZM36 246V247H37ZM75 246H77L76 248H75ZM116 246H118L119 248H122V246H120V245H116ZM160 246V245H159ZM170 246V245H169ZM117 247V249H118V251L120 250L119 248ZM168 247V246H167ZM69 247H67L66 249H68ZM72 248H73V246H72ZM130 248V247H129ZM164 248V247H163ZM101 249V250H102ZM110 249V251L111 250H113V248H109ZM124 249V250H125ZM156 249V248H155ZM214 249H216V248H214ZM57 250V251H56ZM85 251V257H89L88 256V254L91 256L92 254H91V252L89 253L88 251ZM91 250V251H92ZM104 250V249H103ZM103 250H102V252H100L99 254V256L100 257H102V255L103 254H101V253H104L103 252ZM114 250H115V248H114ZM128 250H130V249H128ZM206 250V249H205ZM99 251V252H98ZM109 250H108V253H113V251H111L110 252ZM123 251V250H122ZM191 251V250H190ZM194 251V250H193ZM201 251V250H200ZM199 251V252H200ZM213 251V250H212ZM211 251V252H212ZM229 251V250H228ZM87 252H88V254H87ZM107 252V251H106ZM104 253V254H106V256H103V258H106L107 256H112L111 254H109V255H107L108 253ZM119 252H121V250L119 251ZM124 252H128L127 254L128 255H131V252H132V249H131V251H130V253H129V251H127V249H126V251H124ZM143 252V251H142ZM145 252V251H144ZM189 252V253H188ZM205 252V257H206V253L207 254H209V252L207 251H204L203 250V253ZM25 253V252H24ZM82 253V252H81ZM80 252H79V254H78V252L76 253V256L74 257V255H75V253H73L74 255H70V256H73V258H77L78 259V257H77V255L79 256V258H81L82 259V254H81ZM114 253H116V251L114 252ZM126 253H123V255L124 254H126ZM146 253V252H145ZM188 253V254H187ZM201 253H202V251H201ZM201 253L199 254V256L201 257V256H203V255H201ZM214 253V252H213ZM234 253V252H233ZM53 254V255H52ZM63 254V255H62ZM86 254H87V256H86ZM94 254V253H93ZM122 254V253H121ZM126 254V255H127ZM194 254V253H193ZM193 254H191V256H193ZM45 255V254H44ZM44 255H41L40 256V258H42ZM47 255V254H46ZM45 255V256H46ZM47 255V256H48ZM62 255V256H61ZM67 255V256H68ZM82 255V256H81ZM95 255V254H94ZM114 255V254H113ZM117 255H120V253L119 254H117ZM122 255V256H123ZM124 256L123 258H124V260H126V262L124 261V260H122L121 262V264H128V259H126V258H130L131 256ZM143 255V254H142ZM182 255V253L180 254V256ZM46 256V258L47 259H51L50 257H47ZM67 256H65L66 258H69V257H67ZM83 256V259H85V257ZM121 256V257H122ZM158 256V255H157ZM115 257L117 258V256H115L114 255V257L112 256V257H110L109 258V260L110 259H115ZM119 258H117L118 259V261L120 262V259H121V257L120 256H118ZM133 257V256H132ZM143 257V256H142ZM152 257V256H151ZM195 257V256H194ZM200 257H199V259H200ZM222 257V256H221ZM221 257H219V258H221ZM38 258H39V256H38ZM45 258V257H44ZM44 258H42V260L44 259ZM65 258V260H68V259H66ZM70 258H72V257H70ZM108 258V257H107ZM122 258V259H123ZM184 258V257H183ZM182 258V259H183ZM202 258V257H201ZM223 258H224V256H223ZM46 259V260H47ZM60 259V258H59ZM63 260H64V258H62ZM97 259V258H96ZM117 259H115V260H117ZM131 259V258H130ZM129 259V260H130ZM146 259V258H145ZM190 259H191V257H190ZM229 259V258H228ZM56 260V259H55ZM79 260V259H78ZM105 260H107V259H105ZM104 260V261H105ZM142 260H143V258H142ZM141 260V261H142ZM150 260V259H149ZM156 259L154 258V261H155ZM184 260V259H183ZM192 260H193V262L195 261L194 259H193V257H192ZM219 260H221V261H223V259L221 258V259H219ZM49 261V260H48ZM60 261V260H59ZM89 261V260H88ZM99 261H101V260H99ZM132 261V260H131ZM144 261V260H143ZM151 261V260H150ZM163 261V260H162ZM191 261V260H190ZM200 261L201 260H199V263H200ZM220 261V262H221ZM233 261V260H232ZM47 262V261H46ZM50 262H51V260H50ZM67 262V261H66ZM66 262H64V263H66ZM73 262V261H72ZM75 262V261H74ZM84 262H85V260H84ZM90 262V261H89ZM98 262V261H97ZM119 262H117L118 264H119ZM125 262V263H124ZM134 262V261H133ZM132 262V263H133ZM139 262V261H138ZM224 262V261H223ZM222 262V263H223ZM227 262V261H226ZM52 263H53V261H52ZM71 263V262H70ZM88 263V262H87ZM104 264H105V262H103ZM114 264H117V263H115V262H113ZM131 263V264H132ZM135 263V262H134ZM140 263H142V262H140ZM144 263V262H143ZM146 263H147V261H146ZM150 263V262H149ZM148 263V264H149ZM157 264L158 263H160L159 262V260H158V262H156ZM155 263V264H156ZM164 263V262H163ZM162 262L160 263V264H163ZM56 264H58V261H57V263ZM61 264V263H60ZM72 264V263H71ZM91 264V263H90ZM98 264H100V263H98ZM101 264H102V262H101ZM110 264H112L111 262H110ZM145 264V263H144ZM153 264V263H152ZM189 264H191V263H189Z\"/></svg>", "mask_w": 264, "mask_h": 264}]
</instances>
